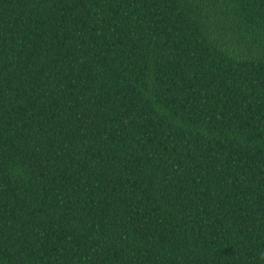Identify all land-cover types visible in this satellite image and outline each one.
I'll return each mask as SVG.
<instances>
[{"label": "trees", "instance_id": "trees-1", "mask_svg": "<svg viewBox=\"0 0 264 264\" xmlns=\"http://www.w3.org/2000/svg\"><path fill=\"white\" fill-rule=\"evenodd\" d=\"M0 264H264V0H0Z\"/></svg>", "mask_w": 264, "mask_h": 264}]
</instances>
